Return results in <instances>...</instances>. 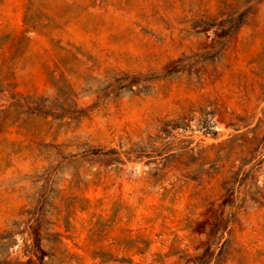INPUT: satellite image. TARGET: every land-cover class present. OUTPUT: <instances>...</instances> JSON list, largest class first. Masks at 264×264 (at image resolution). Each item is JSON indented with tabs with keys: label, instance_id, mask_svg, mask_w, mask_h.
Instances as JSON below:
<instances>
[{
	"label": "rangeland",
	"instance_id": "obj_1",
	"mask_svg": "<svg viewBox=\"0 0 264 264\" xmlns=\"http://www.w3.org/2000/svg\"><path fill=\"white\" fill-rule=\"evenodd\" d=\"M0 264H264V0H0Z\"/></svg>",
	"mask_w": 264,
	"mask_h": 264
}]
</instances>
